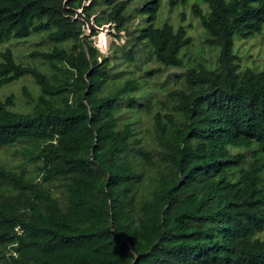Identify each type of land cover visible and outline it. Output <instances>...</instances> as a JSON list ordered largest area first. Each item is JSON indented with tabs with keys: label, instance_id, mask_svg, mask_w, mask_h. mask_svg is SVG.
<instances>
[{
	"label": "trees",
	"instance_id": "obj_1",
	"mask_svg": "<svg viewBox=\"0 0 264 264\" xmlns=\"http://www.w3.org/2000/svg\"><path fill=\"white\" fill-rule=\"evenodd\" d=\"M161 1L137 8L135 33L131 0H0V42L48 45L33 63L0 53V89L37 86L24 105L0 98V264H264V64L235 51L264 32V0L194 4L217 60L189 68L193 38L161 21ZM79 9L126 36L121 56ZM142 50L185 70L163 97L119 69Z\"/></svg>",
	"mask_w": 264,
	"mask_h": 264
},
{
	"label": "rangeland",
	"instance_id": "obj_2",
	"mask_svg": "<svg viewBox=\"0 0 264 264\" xmlns=\"http://www.w3.org/2000/svg\"><path fill=\"white\" fill-rule=\"evenodd\" d=\"M148 0H131L130 2V13L133 15L128 24L131 31L136 32V28L142 24V17L136 11L141 5H145ZM230 1V0H228ZM200 4L204 9L206 8L200 0H189L186 5H179L175 8H171L167 0L161 1L160 17L161 21L169 20L176 26L184 25L189 34L193 38V42L183 52V58L186 63V68L191 67L197 60L209 62L214 65L217 60V51L212 48L206 42L205 30L202 27L199 18L196 16L193 5ZM92 31H96L91 35L94 43L99 46V49H104L107 43V53L110 56H114L115 53L122 55V45L126 41V36L121 38L116 37V30L114 27L109 26L105 30H91L89 26L86 27V32L91 34ZM41 34H33L28 39H17L11 37L6 42H0V53L7 47L13 49L15 58L20 63H33V58L30 53L34 50L45 48L47 44H40ZM130 44V43H129ZM113 45V48L110 46ZM235 51L241 56L242 67H250L253 69L261 70L264 64V32L259 35H255L249 38H237L235 44ZM1 58V57H0ZM161 64L157 62L151 55L150 50H142L135 62L128 61L126 63H120L119 69L126 70L124 78H136L139 83L143 84V88L148 91H155V94L163 97L164 92L173 88L177 85L178 76L176 74L185 73V70L180 68H163V72L156 73L153 77H147L146 72L161 68ZM26 86L31 91H36L37 86L32 77L26 76L20 80L14 81L13 83L6 85L0 89V98H5L7 95L15 94L17 100L23 105L26 103L24 96L23 87ZM128 115V114H127ZM141 125L142 130L148 126V119H143ZM7 154H2L4 157L9 155L8 150H4Z\"/></svg>",
	"mask_w": 264,
	"mask_h": 264
},
{
	"label": "water",
	"instance_id": "obj_3",
	"mask_svg": "<svg viewBox=\"0 0 264 264\" xmlns=\"http://www.w3.org/2000/svg\"><path fill=\"white\" fill-rule=\"evenodd\" d=\"M77 17H82L84 20H86V21H87V25L89 26V28H90L91 30H95L96 28L99 29V30H105V29H107V28L109 27V25H105V26H102V27L97 26V25L94 23V21L89 20L88 18L85 17V15H84V13H83V9H81V10H80V9L77 10Z\"/></svg>",
	"mask_w": 264,
	"mask_h": 264
},
{
	"label": "clouds",
	"instance_id": "obj_4",
	"mask_svg": "<svg viewBox=\"0 0 264 264\" xmlns=\"http://www.w3.org/2000/svg\"><path fill=\"white\" fill-rule=\"evenodd\" d=\"M106 25H109V24H106ZM88 26V25H87ZM98 26V25H97ZM105 26V25H104ZM110 26V25H109ZM100 27H102V26H100ZM95 44V46H97L98 48H99V46L96 44V43H94ZM107 49H108V46H107V43H106V45H105V48L104 49H101L100 51L103 53V54H105V53H107ZM107 55V54H106Z\"/></svg>",
	"mask_w": 264,
	"mask_h": 264
}]
</instances>
